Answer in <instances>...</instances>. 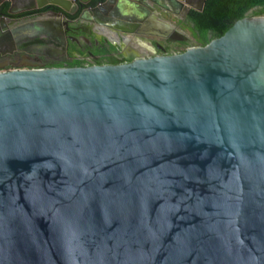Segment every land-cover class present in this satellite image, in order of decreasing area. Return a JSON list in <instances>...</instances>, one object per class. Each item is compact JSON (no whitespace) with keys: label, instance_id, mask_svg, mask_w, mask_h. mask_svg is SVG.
Masks as SVG:
<instances>
[{"label":"water","instance_id":"obj_1","mask_svg":"<svg viewBox=\"0 0 264 264\" xmlns=\"http://www.w3.org/2000/svg\"><path fill=\"white\" fill-rule=\"evenodd\" d=\"M20 1L0 0L1 18ZM75 1L87 4L31 0L60 14ZM117 3L131 26L146 18ZM253 11L179 54L0 73V264H264V16Z\"/></svg>","mask_w":264,"mask_h":264},{"label":"flooded vegetation","instance_id":"obj_2","mask_svg":"<svg viewBox=\"0 0 264 264\" xmlns=\"http://www.w3.org/2000/svg\"><path fill=\"white\" fill-rule=\"evenodd\" d=\"M86 1L84 5L75 1L78 7L69 9L73 13L60 14L57 7L33 9L34 3L24 0L11 9L14 14L9 18L0 16V73L119 65L179 54L193 42L199 45L190 36L183 35L184 28L179 22L184 21L191 10L202 11L203 0H183L190 4L188 11L166 1V10L155 8L153 11L145 0H116L111 9L100 11L97 7L106 0ZM118 1L124 3L126 10L122 11L128 13L122 17L146 14V18L139 25L131 26V22L117 16L120 14V8L116 7ZM8 9L3 10L2 5L0 13ZM158 21L172 22L179 34L165 33L158 28Z\"/></svg>","mask_w":264,"mask_h":264},{"label":"trees","instance_id":"obj_3","mask_svg":"<svg viewBox=\"0 0 264 264\" xmlns=\"http://www.w3.org/2000/svg\"><path fill=\"white\" fill-rule=\"evenodd\" d=\"M97 1L103 0L95 2ZM8 7V3H5L3 10H7ZM253 8L256 10L249 15L250 17L264 16V0H206L202 11H189L186 19L179 24L187 29L199 46L203 47L212 40L222 37L236 21L245 18Z\"/></svg>","mask_w":264,"mask_h":264},{"label":"rangeland","instance_id":"obj_4","mask_svg":"<svg viewBox=\"0 0 264 264\" xmlns=\"http://www.w3.org/2000/svg\"><path fill=\"white\" fill-rule=\"evenodd\" d=\"M182 27H183V26H182ZM184 28H185V27H184ZM182 32H183V35H184V36H185V35H186V36H190V34H189V32L187 31V29H184ZM190 37H191V36H190ZM191 38H192V37H191ZM192 40L194 41L193 38H192ZM194 45L199 46V45H197V44H194ZM189 47H190V46H189ZM189 47H188V48H189ZM188 48H187V49H188Z\"/></svg>","mask_w":264,"mask_h":264}]
</instances>
